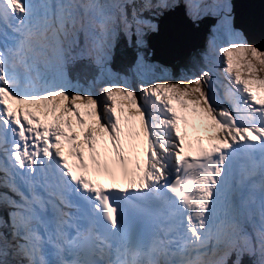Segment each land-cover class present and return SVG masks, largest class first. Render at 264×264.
<instances>
[{
    "label": "snow or ice",
    "instance_id": "1",
    "mask_svg": "<svg viewBox=\"0 0 264 264\" xmlns=\"http://www.w3.org/2000/svg\"><path fill=\"white\" fill-rule=\"evenodd\" d=\"M177 3L0 0V264H264V51L234 31L229 0H183L193 20L217 19L213 56L156 76L142 37ZM121 37L137 49L124 76ZM183 113L203 126L195 146Z\"/></svg>",
    "mask_w": 264,
    "mask_h": 264
},
{
    "label": "water",
    "instance_id": "2",
    "mask_svg": "<svg viewBox=\"0 0 264 264\" xmlns=\"http://www.w3.org/2000/svg\"><path fill=\"white\" fill-rule=\"evenodd\" d=\"M232 13L234 26L242 29L253 45L264 50V0H233ZM164 17L167 21L160 23L158 31L149 39V48L153 53L149 60L173 66L201 46L210 23L203 22L201 25L202 40L191 42L186 38L189 34L186 23L176 19L172 12ZM247 19H253L252 23L260 31L250 30V24H244Z\"/></svg>",
    "mask_w": 264,
    "mask_h": 264
},
{
    "label": "rangeland",
    "instance_id": "3",
    "mask_svg": "<svg viewBox=\"0 0 264 264\" xmlns=\"http://www.w3.org/2000/svg\"><path fill=\"white\" fill-rule=\"evenodd\" d=\"M180 3H182V4H184L183 3V0H178V3L176 4L177 6L180 4ZM229 8H230V0H229ZM186 11V10H185ZM188 15V14H187ZM189 16V15H188ZM230 18L232 19V17H231V15H230ZM192 19V18H191ZM193 20V19H192ZM195 21V20H194ZM217 22L218 21H216V23H215V25L217 24ZM153 24L156 26V24L153 22ZM215 25H213L212 27H211V30H210V32L207 34V45H206V48H203V54H204V57H205V59L207 58V59H211L212 58V56H213V53L210 51V44H209V40H210V38H211V35H212V29H213V27L215 26ZM232 26V25H231ZM233 28V27H232ZM234 29V31L235 32H237V33H239L240 35H241V38L243 39V40H245V38H244V36L242 35V33H241V31H239L238 29H236V28H233ZM146 33V32H145ZM144 33V34H145ZM142 39H143V37H142ZM188 41H190V40H188ZM246 41V40H245ZM191 42H198V40H195V41H191ZM223 41L219 38V37H217V39H216V43L217 44H221ZM252 46V45H251ZM142 48H145V45L142 47ZM141 53L143 54V56H144V59L146 60V62L147 63H149V64H153L154 66H155V75L156 76H158V77H162V78H170L169 79V81L168 82H176L177 80H179L181 77H187V76H191V75H188L187 73H184V74H182L181 76H179V77H173L174 75H173V73H174V71L170 68V67H166V66H163V65H161V64H159V63H157V62H149V61H147V59H146V57H145V52L142 50L141 51ZM190 61H191V63H194V65H195V59L194 58H192V59H190ZM218 64H219V66H218V70H217V75H219L220 73H222L223 72V68L226 66L225 65V63L223 62V58L221 57L220 58V60H219V62H218ZM204 65H205V62H204ZM204 67V66H203ZM191 72H195L194 71V69H193V67H191ZM127 74V73H126ZM126 74H120L121 76H124V75H126ZM197 74V73H196ZM129 82H131V81H129ZM250 86L251 87H253V89L254 90H258L257 89V85H255L254 83H251L250 82ZM97 91V94H98V89L96 90ZM219 92H220V96H221V98H223V95H224V93H223V90H219ZM109 103H111V102H109ZM117 104L118 105H120V104H123V107H124V109H125V115H127V113H128V109H129V104H128V102L127 101H123V100H121L120 98H119V94H117ZM176 106V108H177V110H178V112L180 111V106L177 104V105H175ZM224 106L225 107H229L230 108V105L227 103V101H225L224 102ZM81 111L82 112H84V111H86V109L85 108H81ZM98 111H99V109H98ZM118 111H119V109H118ZM184 114V113H183ZM186 115H188V117H189V124H187L186 125V127H187V129L189 130V132L190 133H192V134H194V135H198V134H200V130H199V128H203V126H202V124L200 123V121L198 120V119H196V117L194 118V116H192V114L191 113H185ZM190 114V115H189ZM70 119V121H71V123H72V127L74 128L75 127V119L74 118H69ZM83 119L85 120V127H87L88 125H90V124H93L94 123V120L92 119V118H89L88 116H84L83 117ZM197 120V121H196ZM138 121V120H137ZM194 122V123H193ZM196 122V123H195ZM73 124H74V126H73ZM200 125H201V127H200ZM198 132V133H197ZM80 138H82V141H80V143L81 144H83V137L82 136H80ZM108 139H107V137L105 136V138H104V142H106Z\"/></svg>",
    "mask_w": 264,
    "mask_h": 264
},
{
    "label": "trees",
    "instance_id": "4",
    "mask_svg": "<svg viewBox=\"0 0 264 264\" xmlns=\"http://www.w3.org/2000/svg\"><path fill=\"white\" fill-rule=\"evenodd\" d=\"M134 47L129 46L128 42L125 39H122L120 43L116 47V54L113 60V67L114 69H117L120 72H125L128 69V66L133 62L135 58L136 51L133 50ZM194 63H191L190 60H185V62L179 63L176 65V68L174 67L173 70L175 75L179 76V73L182 72H191V67L193 69L197 68V61H194Z\"/></svg>",
    "mask_w": 264,
    "mask_h": 264
},
{
    "label": "bare ground",
    "instance_id": "5",
    "mask_svg": "<svg viewBox=\"0 0 264 264\" xmlns=\"http://www.w3.org/2000/svg\"><path fill=\"white\" fill-rule=\"evenodd\" d=\"M253 22V19H247L246 21H245V23L244 24H250L249 26H250V30H254V31H256V32H259L260 30H259V28L257 27V28H255L256 26H254V24L252 23ZM249 36H250V34H249ZM248 44H250V45H252V43L250 42V40L248 39L247 41H246ZM185 114V113H184ZM190 115V114H189ZM195 118V117H194ZM197 119V118H196ZM197 121V120H196ZM194 123V122H193ZM196 123V122H195ZM188 124H189V122H188ZM73 126H74V124H73ZM136 127H137V130H138V128H139V122L137 121L136 122ZM200 127H201V125H200ZM79 128V127H78ZM182 129H184V130H186L187 131V133H188V136H187V142H191L194 146H195V142H196V140L198 139V138H203L204 136H205V132H204V129L203 128H199V130H200V134L199 135H197V136H195L194 134H190V132L188 131V129L187 128H183L182 127ZM79 130V131H78ZM81 133V129H77V135L76 136H78L79 134ZM198 133V132H197ZM73 143H74V141H73ZM131 141H124L123 143H122V147L124 148V151H125V154L127 155V154H130L131 153V147H130V145H131ZM78 145H79V143H78ZM110 146V143L109 142H104V150H103V148H100L99 150V154H98V157L99 156H103V155H105V149L107 150V154H111V155H113V153L111 152V150L110 149H108V148H110L109 147ZM67 145H65V147H64V150H67ZM84 150H85V152L86 151H88L87 150V148H86V146H84ZM189 154H191V155H193V153L192 152H189ZM140 158L141 159H143V154L141 153L140 154Z\"/></svg>",
    "mask_w": 264,
    "mask_h": 264
}]
</instances>
